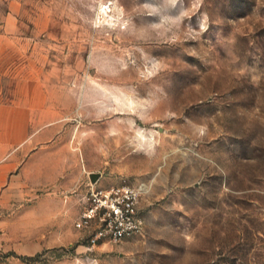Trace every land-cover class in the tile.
Masks as SVG:
<instances>
[{
    "label": "rangeland",
    "instance_id": "374dc122",
    "mask_svg": "<svg viewBox=\"0 0 264 264\" xmlns=\"http://www.w3.org/2000/svg\"><path fill=\"white\" fill-rule=\"evenodd\" d=\"M0 36L7 87L47 109L29 155L53 180L33 197L69 221L65 240L1 211L0 264H264V0H0ZM124 180L142 233L90 247L89 189ZM23 233L58 241L28 255Z\"/></svg>",
    "mask_w": 264,
    "mask_h": 264
},
{
    "label": "crops",
    "instance_id": "0c3cea01",
    "mask_svg": "<svg viewBox=\"0 0 264 264\" xmlns=\"http://www.w3.org/2000/svg\"><path fill=\"white\" fill-rule=\"evenodd\" d=\"M9 48L11 46L4 45L0 36V212L16 214L15 220L21 227L46 228L60 221L64 230L62 234L67 240L69 221L64 212L68 206L57 197L36 199L32 193L37 186L46 187L47 181L53 180L51 165L54 158L29 155L40 138L38 128L44 124L43 116H46L47 109L38 107L36 95L30 91L29 80L7 87L6 79L13 75V64L8 66L11 61L6 65V53H12ZM34 179L39 182L35 184L32 182ZM62 234L60 240H63ZM28 237L23 233L20 243V249L28 255L50 249L58 241L53 237L44 241Z\"/></svg>",
    "mask_w": 264,
    "mask_h": 264
},
{
    "label": "built area",
    "instance_id": "2783aa9c",
    "mask_svg": "<svg viewBox=\"0 0 264 264\" xmlns=\"http://www.w3.org/2000/svg\"><path fill=\"white\" fill-rule=\"evenodd\" d=\"M143 195V186L126 180L108 188L92 185L75 227L86 234L90 247L118 244L141 234L144 224L139 208Z\"/></svg>",
    "mask_w": 264,
    "mask_h": 264
},
{
    "label": "bare ground",
    "instance_id": "6f19581e",
    "mask_svg": "<svg viewBox=\"0 0 264 264\" xmlns=\"http://www.w3.org/2000/svg\"><path fill=\"white\" fill-rule=\"evenodd\" d=\"M105 7V6H104ZM114 7V6H113ZM113 10H114V12L115 11H117V12H119V10L116 8V7H114V9L112 8V7H105L104 8V10H103V13L104 14H106L107 15V17L110 19V24H111V18H113L112 16H110L109 15V13H111V12H113ZM105 16V15H104Z\"/></svg>",
    "mask_w": 264,
    "mask_h": 264
},
{
    "label": "water",
    "instance_id": "95a60500",
    "mask_svg": "<svg viewBox=\"0 0 264 264\" xmlns=\"http://www.w3.org/2000/svg\"><path fill=\"white\" fill-rule=\"evenodd\" d=\"M91 179L93 183H96L99 179V174H92Z\"/></svg>",
    "mask_w": 264,
    "mask_h": 264
}]
</instances>
